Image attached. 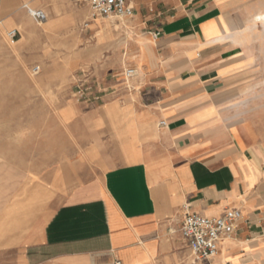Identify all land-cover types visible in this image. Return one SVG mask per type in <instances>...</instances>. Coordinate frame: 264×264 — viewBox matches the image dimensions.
<instances>
[{
  "label": "crops",
  "instance_id": "obj_1",
  "mask_svg": "<svg viewBox=\"0 0 264 264\" xmlns=\"http://www.w3.org/2000/svg\"><path fill=\"white\" fill-rule=\"evenodd\" d=\"M233 1L132 0L134 93L108 94L88 113L93 140L49 176L51 214L34 227L23 264H194L186 213L229 210L243 215L234 234L198 264H264V135L228 122L215 90L239 66L224 56L235 47L225 42L237 43ZM72 3L0 0V36L22 27L28 4L54 18L66 4L76 15Z\"/></svg>",
  "mask_w": 264,
  "mask_h": 264
},
{
  "label": "rangeland",
  "instance_id": "obj_2",
  "mask_svg": "<svg viewBox=\"0 0 264 264\" xmlns=\"http://www.w3.org/2000/svg\"><path fill=\"white\" fill-rule=\"evenodd\" d=\"M68 1L76 15H68L69 4L54 18L28 4L44 11L46 21L23 15L22 27L12 29L18 30L14 41L0 36V264H23L30 252L34 227L51 214L49 176L93 140L88 113L103 108L108 94L117 100L134 93L123 76L133 61L125 49L126 19L94 21L85 0ZM227 12L239 16V29L232 37L237 43L225 42L235 47L224 56L239 66L215 89L223 117L264 135V30L252 25L264 0H234Z\"/></svg>",
  "mask_w": 264,
  "mask_h": 264
},
{
  "label": "built area",
  "instance_id": "obj_3",
  "mask_svg": "<svg viewBox=\"0 0 264 264\" xmlns=\"http://www.w3.org/2000/svg\"><path fill=\"white\" fill-rule=\"evenodd\" d=\"M90 7L93 20L97 18L118 20L131 18L134 14L132 0H85ZM28 14L38 23L44 22L47 16L44 11L32 10L29 7ZM91 23L85 26L89 27ZM18 36L17 30L8 33V37L14 41ZM154 39L161 36L160 32L152 34ZM33 72L38 74L40 69L36 67ZM137 75V70L129 67L124 72L127 82ZM161 122V126H165ZM188 210V207L185 208ZM240 210H229L222 217H207L196 213L187 212L182 223L181 234L191 255L197 261H209L214 259L220 249L221 243L229 239L235 232L238 223L242 220ZM120 264V263H117Z\"/></svg>",
  "mask_w": 264,
  "mask_h": 264
},
{
  "label": "bare ground",
  "instance_id": "obj_4",
  "mask_svg": "<svg viewBox=\"0 0 264 264\" xmlns=\"http://www.w3.org/2000/svg\"><path fill=\"white\" fill-rule=\"evenodd\" d=\"M257 24H260L261 26H262V28H263V30H264V12H261V13H259V14H257V15H254L253 17H252V25H253V27L255 28V26L257 25ZM241 33V32H240ZM242 34V33H241ZM7 37H8V34H7ZM235 37H236V35H235ZM9 38V37H8ZM237 38H239V36L237 37ZM10 39V38H9ZM240 39V38H239ZM11 40V39H10Z\"/></svg>",
  "mask_w": 264,
  "mask_h": 264
}]
</instances>
